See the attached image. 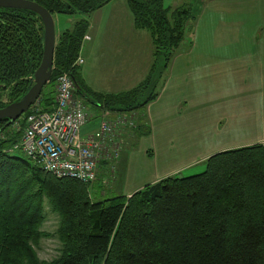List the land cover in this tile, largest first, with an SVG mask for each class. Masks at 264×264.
I'll return each instance as SVG.
<instances>
[{"label":"trees","instance_id":"1","mask_svg":"<svg viewBox=\"0 0 264 264\" xmlns=\"http://www.w3.org/2000/svg\"><path fill=\"white\" fill-rule=\"evenodd\" d=\"M33 1L55 17L91 14L112 0ZM127 3L136 28L152 35V69L129 91L95 97L109 109L137 111L158 96V83L197 15L163 0ZM88 27L80 20L57 38L52 78L36 102L43 111L54 108L61 73H70L81 93L75 62ZM43 52L41 17L0 7V108L33 86ZM27 113L9 125L0 120V264H264V145L216 153L199 174L170 175L131 196L101 198L102 190L91 193L93 183L57 178L12 154ZM46 204L59 216L61 249L51 260L37 251L50 236L42 229Z\"/></svg>","mask_w":264,"mask_h":264},{"label":"crops","instance_id":"2","mask_svg":"<svg viewBox=\"0 0 264 264\" xmlns=\"http://www.w3.org/2000/svg\"><path fill=\"white\" fill-rule=\"evenodd\" d=\"M112 5L105 35L96 34L94 14L89 20L92 34L81 52L87 67L83 72L78 69V77L87 82L96 63L111 66L108 85L100 91L119 94L147 78L153 58L145 51L144 30L136 28L127 0H112L96 15ZM200 7L188 39L171 58L158 96L149 104L137 111H119L80 93L90 116L82 135L95 131L103 117L113 120L118 114L136 113L135 127L123 135L122 153L130 150L128 165L140 159L146 169L135 182L128 173L123 195L179 176L180 170L206 162L216 153L264 145V0H200ZM100 45L107 51L103 48L101 53ZM140 141L146 145L136 155L134 145ZM159 152L164 160L180 163L161 170L154 163ZM104 195L103 190L100 196Z\"/></svg>","mask_w":264,"mask_h":264},{"label":"built area","instance_id":"3","mask_svg":"<svg viewBox=\"0 0 264 264\" xmlns=\"http://www.w3.org/2000/svg\"><path fill=\"white\" fill-rule=\"evenodd\" d=\"M84 39H90L85 36ZM84 62L78 57L75 65ZM24 116V115H23ZM136 113L103 117L98 128L82 135L90 121L84 100L77 95L74 78L61 73L56 86V105L43 111L35 103L25 115V127L12 150H20L32 163L57 178H71L91 185L101 169L118 161L127 128L135 127Z\"/></svg>","mask_w":264,"mask_h":264},{"label":"rangeland","instance_id":"4","mask_svg":"<svg viewBox=\"0 0 264 264\" xmlns=\"http://www.w3.org/2000/svg\"><path fill=\"white\" fill-rule=\"evenodd\" d=\"M163 1H164L165 6H171L173 9H176L178 7L180 8L181 6L182 7L189 6L190 8H192L193 13L196 15L199 13L201 9L200 0H163ZM113 6L114 5H112V7H108L107 9H105V11H103V13L101 12V13H98L97 15H96L97 10L94 11L95 13L93 12L91 14H85L81 12L73 13V14H69V13L56 14L55 15L56 32L57 34H61L65 30L73 28L74 25L80 20L87 19L89 21L91 16L94 14L95 16L94 18H96V23H97L96 34L97 35L100 34V36L103 34L105 35L106 34L105 25L108 23L107 18ZM89 27H90V21H89ZM89 27L87 29L85 36L91 33V31H89ZM189 33H190V30L187 29L186 37L189 35ZM144 34L146 36L145 37L146 42L144 45L145 51L151 52L152 58L154 61L155 60L154 59L155 47L153 45L154 43H153L152 35L147 30H144ZM58 37L59 35L57 36V38ZM188 37L186 39H188ZM150 44H152V48H150ZM87 45L88 43L86 39L83 38L82 45H81L80 52H79V56L82 57L84 60V62L79 65L81 72H83V69L87 67V61H85V58L81 55V52L85 49ZM146 45H147V48H146ZM103 48L105 47L103 45H100L101 53H102ZM106 51L107 50L105 48V52ZM112 71H113V68L111 66L102 64L100 62L96 63L94 66V70L86 76L88 83L80 79L82 83H81V88L79 90L81 91L82 94L83 93L87 94L86 96H87V99H89V101L97 102L95 94H103V95L108 94L100 90H102V86L105 87L106 85H108L107 79L112 74ZM104 74L106 75V77H104ZM134 75L136 76L137 74L135 73ZM124 89L127 90L128 88H121L120 91H123ZM159 89H160V84L158 83L157 91ZM89 90L91 91V93H87ZM77 95L82 98V96L78 94V92H77ZM2 99L4 102L9 101V97L7 94L4 95ZM144 145H146V143L143 144V141L137 142L134 145L133 150L135 151L136 155L138 154L137 152H140L141 148H143ZM129 151L130 150H128L125 153L121 152L122 157H120L118 161L113 164V166L115 167V171L112 169V167H110V169L105 168L106 170L102 169L101 171H99L98 179L91 186L92 194H93V191L95 192L99 190L100 191L104 190L105 197H112V196L120 195L124 193L125 189H128L127 183H126L127 181L126 177L128 176V173L130 174L129 180L132 179L134 181V180H138V178H143L144 169H146L145 164L143 163L144 161L136 158L137 160L135 161H132V162L129 161L130 165H128L127 156H128ZM12 154H15L21 157H23L24 155L20 150H14L12 151ZM154 163H156L162 170L161 168L162 166L169 167V166L180 163V161L173 160L172 162H170L169 160H164L161 156V153L159 152L156 155ZM206 167H207V163L205 161H202L201 163L193 167L180 170L181 173L179 174V176L187 177V176L199 174L205 171ZM45 211H46V220H45V223H43L42 229L48 232L50 236L41 239V242L39 246L37 247V251H38L40 258L51 260L59 256L60 249H61V243L56 233L58 226H59V216L56 213H54L47 204L45 206Z\"/></svg>","mask_w":264,"mask_h":264},{"label":"water","instance_id":"5","mask_svg":"<svg viewBox=\"0 0 264 264\" xmlns=\"http://www.w3.org/2000/svg\"><path fill=\"white\" fill-rule=\"evenodd\" d=\"M0 7L31 10L37 13L44 25V52L34 75V84L18 101L0 108V120L8 119L7 125L17 121L37 102L44 87L50 82L54 68L57 32L54 15L33 0H0Z\"/></svg>","mask_w":264,"mask_h":264}]
</instances>
